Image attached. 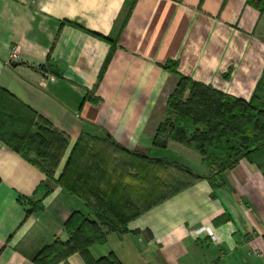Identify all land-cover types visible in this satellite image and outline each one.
I'll list each match as a JSON object with an SVG mask.
<instances>
[{"label": "crops", "instance_id": "0c3cea01", "mask_svg": "<svg viewBox=\"0 0 264 264\" xmlns=\"http://www.w3.org/2000/svg\"><path fill=\"white\" fill-rule=\"evenodd\" d=\"M126 5L0 0V264H38L34 257L44 247L69 238L68 214L89 213L84 201L56 183L73 146L79 138L88 142L89 132L109 136L128 153L163 160L170 159L164 153L177 155L201 176L130 219L125 232L109 231L103 243L91 244L92 260L113 254L120 264H264L258 155L209 176L193 146L172 140L166 148L152 145L168 117L169 88L179 79L166 64L187 80L250 100L264 71V0H134L111 50L99 36L117 31ZM43 120L66 138L53 180L31 155L2 139L5 131L29 134ZM36 197L41 209L28 205ZM201 226L216 239L196 235ZM55 264L87 263L74 253Z\"/></svg>", "mask_w": 264, "mask_h": 264}, {"label": "trees", "instance_id": "16d2710c", "mask_svg": "<svg viewBox=\"0 0 264 264\" xmlns=\"http://www.w3.org/2000/svg\"><path fill=\"white\" fill-rule=\"evenodd\" d=\"M133 3L134 0H127L125 16L117 31H113V34L107 37L99 36L110 43L111 50L115 49L117 45L120 30L130 14ZM253 3L256 7L259 6L258 1ZM164 67L170 73L179 76L180 82L178 86H180L181 82H188V95L185 99L176 98L174 97L176 90L170 95L168 106L170 112H174V117L173 119L167 118L163 123L159 124L155 131L152 145L158 148H166L168 141L172 140L187 147L193 146L208 165L210 169L209 176L219 174L223 170L236 165L241 157H249L252 154L258 155L259 160H255L264 170V163L261 162L262 157H264V71L250 100L243 101L216 91L209 86L183 78L177 73L173 63L166 64ZM36 128L37 130L34 134L30 132L23 136L13 133L9 134V139L13 143L6 140L3 136L1 138L5 139L7 145L13 150L21 153L23 152L22 143L29 147V151L34 152L38 159H33L31 162L42 170L49 180H53L59 159L66 145V138L44 120ZM107 139H110V137L107 136ZM14 143L17 145H14ZM86 144L87 142H84V139L79 138L73 146L56 182L63 185L64 188L69 186V191L75 195L85 197L86 193H89L99 202H101L99 197L101 196L102 204L106 211L104 213L98 207L95 209L91 204L87 203L95 218L89 219L78 212H73L69 220L64 223V229L69 234V239L64 243L58 242L65 247L66 256L54 262L53 260L50 261L49 257L51 255H56L62 250L55 248L53 244L48 245L34 257V261L38 264H55L58 261L66 260L67 256L74 253H78L87 264H120L113 254L98 260H92L88 254V247L93 243H103L109 231L125 232V224L130 219L138 216L144 209L156 204L168 195L153 200L150 198L151 190H148L149 192L147 190V192H144L143 190L142 193L140 192L141 195L136 198L137 200L134 197L131 198L127 195L124 185L117 184L115 181L111 182V180H109V183L104 179V174L108 171L105 159L110 156L103 151H95L94 146L88 148ZM120 149L124 153H128L122 150L121 147ZM129 154L137 160V172L139 170L144 172L146 168H150L152 165L162 166L164 163L167 165V161L158 157L135 152H130ZM88 163H93V166ZM82 166L86 167L89 173L97 178L95 181L97 185L101 180L107 181V189H102L100 185L91 189L87 180L83 177ZM181 168L192 177H201L185 166ZM78 182L80 184L76 187ZM186 184L174 189L173 192ZM212 186H215V184L212 183ZM39 188L45 190L44 194L48 191L47 186L44 184H41ZM139 202L142 204L140 208L138 207ZM41 208L40 206L38 207V209ZM77 222H79L78 226H76ZM98 225H101V227ZM73 227L75 231L72 233L70 230ZM102 228L105 231H102Z\"/></svg>", "mask_w": 264, "mask_h": 264}, {"label": "rangeland", "instance_id": "374dc122", "mask_svg": "<svg viewBox=\"0 0 264 264\" xmlns=\"http://www.w3.org/2000/svg\"><path fill=\"white\" fill-rule=\"evenodd\" d=\"M179 82H180V80L178 79V82L175 84V88L174 87L169 88L168 97H166V106L168 108V113H167L168 119H173V117H174V112L171 111L172 112L171 113L169 106H168V101H169L170 95L173 94L175 92V90H176V95H174V97H176V98L185 99L188 95L187 94L188 82H186V83L181 82L180 86H178ZM165 120H163L161 123H163ZM35 128H36V126L34 127V129L30 130V133L34 134L36 131ZM156 129H155V131H156ZM93 133L94 132H92V133L89 132V133L85 134V136L83 137V138H86L88 140V142L86 144L87 147L90 148V147L94 146L95 151H99V152L103 151L106 155L110 156L109 158L105 159L108 171L104 174V179L107 180L108 182H109V180H111V182L115 181V183H117V184L124 185L123 187L128 193L127 195L130 196L131 198L134 197L136 199L138 197V195H141L143 190H144V192L151 190L150 191V198L153 200H156V199L160 198L161 196H165V195L171 193V191H173L174 189L179 188L181 185L185 184L192 177L191 175H189V173L185 172L183 168H181L184 166L182 164L178 163L179 161L175 157L177 155H171V154H167V153H164L165 156L170 157L169 160L165 159V161H167V165H165V163L162 166L152 165V166H150V168H146L144 170V172H146V173H144L142 170H139L137 172L136 171V161L137 160H135L134 157L131 156V154L124 153L123 151H121V149L119 147H117L116 145H113L109 140H107L105 138H100V137L97 138V136ZM188 133H189V131H188ZM3 137L6 140H9V141H11V143H13V141L9 139L7 131H5L3 133ZM14 142H15V140H14ZM19 144H20V142H19ZM14 145H17V144L14 143ZM21 148L23 150V154L31 155L33 159H37L33 154H30V151H29L30 149H29V147H26L25 144L22 143ZM90 156H92V154H90ZM39 162H40V160H39ZM82 164H83V162H82ZM88 164L93 166V163H88ZM78 172H80V171H78ZM82 174H83V177L87 180L89 187L91 189H94L98 185H100V187L102 189H105L108 186L107 185L108 182L105 180H103V181L101 180L99 182V184L97 185L95 183L97 178L94 175H92L91 173H89V171L87 170L86 167L85 168L83 167ZM88 176H89V178H88ZM101 179H103V178H101ZM56 183L59 185V187H61L62 191L66 192L67 195L73 196V197L76 196L79 199H81L82 201H84V203L86 205H87V203L91 204L92 207H94L95 209L98 207L99 210H101L102 212L105 213L106 210L102 204L101 196L98 195L101 199V202H99L95 197H93L89 193H86L87 195L85 197L81 196V195H75L69 191V189H68L69 186L64 188L63 185H60L58 182H56ZM79 184L80 183L78 182L76 184V187H78ZM96 193L98 194L97 191H96ZM28 205L30 208H33V209H38L39 206L42 207L41 201L37 197L35 199L29 200ZM141 206H142V204L139 202L138 207L140 208ZM87 207H88V205H87ZM88 209H89V207H88ZM73 212H78L82 216H85L89 219L94 217V215H93L94 213H92L90 209H89V213L86 215L82 214V212L75 209L70 214H68V216L64 220V223H66V221L69 220V218L71 217ZM117 221H118V219H117ZM117 221H116V223H117ZM78 225H79V222H77L76 226H78ZM98 226L101 227V225H98ZM74 231H75V229L73 227L70 230V232L73 233ZM102 231H105V230L102 228ZM66 241H64V242H66ZM58 242H59V240H54V241H52V243L50 245L53 244L55 248L62 250V252L56 253V255L55 254L51 255L49 257L50 261L53 260V262H54L55 260H58V259L60 260L62 257L66 256V251L64 249L65 247L63 245L59 244ZM68 257L69 256H67L66 259Z\"/></svg>", "mask_w": 264, "mask_h": 264}, {"label": "built area", "instance_id": "2783aa9c", "mask_svg": "<svg viewBox=\"0 0 264 264\" xmlns=\"http://www.w3.org/2000/svg\"><path fill=\"white\" fill-rule=\"evenodd\" d=\"M195 234L196 235L206 234V235H208L211 238V240H215L216 239V236L214 235V232L211 230V228H209L207 226H201V227L197 228L195 230Z\"/></svg>", "mask_w": 264, "mask_h": 264}, {"label": "water", "instance_id": "95a60500", "mask_svg": "<svg viewBox=\"0 0 264 264\" xmlns=\"http://www.w3.org/2000/svg\"><path fill=\"white\" fill-rule=\"evenodd\" d=\"M22 62H17V61H11V65L12 66H16V65H19L21 64Z\"/></svg>", "mask_w": 264, "mask_h": 264}]
</instances>
